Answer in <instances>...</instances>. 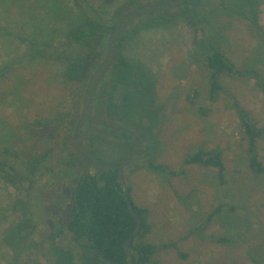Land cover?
Listing matches in <instances>:
<instances>
[{
  "label": "rangeland",
  "instance_id": "1",
  "mask_svg": "<svg viewBox=\"0 0 264 264\" xmlns=\"http://www.w3.org/2000/svg\"><path fill=\"white\" fill-rule=\"evenodd\" d=\"M50 1L0 0V70L23 52L14 36L37 37L56 46L58 38L52 35H65L85 20L72 0H53L66 12L60 16L64 21L48 23L53 18L47 12ZM86 1L107 28V41L112 27L129 11L169 0ZM190 7H194L195 26L189 24V8L180 7L156 14L173 13L163 23L147 26L142 17L124 31L123 35L128 33L117 53L118 66L100 85L93 116L138 138L137 152L125 167L123 180L134 205L147 211L149 232L135 244L157 247L154 264H264V173L255 175L249 169L244 129L232 109L237 103L260 131L256 148L264 168V94L256 86L255 75L225 74L219 78L221 90L212 102L204 67L206 46L211 44L234 68L256 72L264 81V0H194ZM62 71L64 65L50 63L24 67L0 82V161L20 165L5 149L40 155L50 147L56 156L52 168L34 180L25 206H14L15 190L0 179V264H50L53 249L46 238L73 207L72 191L83 173L73 135L66 142L64 134L51 131L49 145L45 138L51 125L32 128L36 119L49 120L57 111L73 110L68 85L82 77V69L74 70L68 84L47 82ZM88 80L84 79L82 95ZM63 100L61 108L57 104ZM6 132L13 137L3 136ZM80 141L92 177L117 170L133 149L132 141L117 131L86 123ZM215 149L222 151L223 184L214 168L183 167L186 158L200 150ZM148 163L165 171L154 172ZM25 222L22 256L16 261L4 237L16 223ZM70 237L65 232L55 245L72 252L75 264H82L93 251L84 255Z\"/></svg>",
  "mask_w": 264,
  "mask_h": 264
},
{
  "label": "trees",
  "instance_id": "2",
  "mask_svg": "<svg viewBox=\"0 0 264 264\" xmlns=\"http://www.w3.org/2000/svg\"><path fill=\"white\" fill-rule=\"evenodd\" d=\"M193 1L194 0H189L181 6L183 8L191 9L187 10V16L191 26H195L193 22L195 13L194 7H190ZM72 4L73 7L85 17V20L80 25L78 24L72 27L65 35H60L59 33L52 35L53 38H58L57 40L59 43L56 46L52 43L42 42L38 40L37 37L33 40H29L27 38L14 36L21 45L23 52L20 54V57L2 67L0 70V82H2L6 76L15 72L19 68L39 66L41 64L49 63L53 65H64V71L54 74L56 79H51L52 76H49L47 82L49 84H68L74 70H77L78 72V70L82 69V77H78L74 84L70 83L68 85V88L70 89V94L68 96L71 97V103L74 106L73 110L70 113L57 111L52 114V117L49 120L36 119L32 124V128L42 127L45 129L51 125L49 131L47 130V137L45 138L49 145L53 141V134L51 131H53L54 134L56 133V135L64 134V141L66 142L73 135L81 111L79 102L82 96V88L85 84L84 79L90 77L91 73L100 63L101 56L104 53L106 41L105 34L108 31L102 23L100 16L91 8L86 0H72ZM47 6V12L50 14L48 16L53 17L51 20L47 19L48 23H59L64 21L60 16L65 14V7H59L53 0L50 1ZM179 8L174 11H179ZM172 14L173 13L169 16L161 17L150 15L144 17V19L147 26H153L163 23L165 20H169ZM255 31L260 35L258 29H255ZM34 32L36 33V31ZM127 33L128 32L120 38L119 51L121 48V42L124 40ZM206 47L207 50L204 57V67L209 73L210 101L216 102L217 94L221 90L219 78L225 74L232 76L243 74L247 76L255 75L256 86L264 94V81L260 79L258 73L237 70L230 64L228 59H226L225 55L218 48L211 44H207ZM118 54L109 73L118 66ZM129 75L131 77L135 76L133 73H130ZM80 78H83V80ZM64 101L65 100L57 105L61 108L64 107ZM232 109L238 115L240 125L244 129V135L247 141L246 155L249 169L255 175L263 174L264 168L258 160L256 148V142L260 131L251 122L249 117H247L246 112L239 108L237 103L232 104ZM86 124L92 126V124L88 122ZM8 132L3 133L2 135L12 138L13 136L9 137ZM10 132L13 135V132ZM4 151L7 155L16 158L20 165L13 166L11 163L0 161V179L5 185H8L15 190L17 199L14 206H25L28 203L29 191L35 182L34 180L38 177V174H40L41 171L44 172L52 168L56 156L53 155L50 147L44 149L40 155H26L23 152L13 153L9 149H5ZM61 161L62 156L59 157L56 162L61 164ZM190 165L216 169L219 182H223L224 166L221 150H200L194 155L186 158L183 163V167ZM21 166H23V171L25 173L22 171ZM148 168L154 172L162 173L165 171V167L155 166L151 163H148ZM26 175L29 176L28 179ZM78 185L79 182L72 191L71 197L73 207L65 216L57 220V224L51 235L46 238V242L49 243L51 249H53V258L50 264H75V258L72 252H65L55 245V241L62 238L65 232L70 234V242L73 246L80 252L82 251L84 255L85 253H88L87 251H93L92 256L87 257L88 255H86L81 260L83 262L82 264H108L106 260H110L117 264H126V257L123 253L122 245L127 239L132 237L134 221L127 210L125 199L130 201L133 210L142 217L141 232L131 240V246L140 256L138 264H154L152 258L157 252V247L153 244L142 242L135 244L136 240L142 239L144 235L149 232L150 227L146 223L147 211L141 210L134 205L131 200V191L129 188L126 189L125 196L121 194V189L116 182V170L111 169L100 171L96 177H92L91 183L85 181L79 189ZM76 190L75 202L73 195ZM77 208H80L79 213ZM86 209L89 210V224L85 219ZM219 210L220 209H218L217 212ZM25 221L27 222L28 220L26 219ZM26 222L16 223L4 237V243H6V246L12 252L13 258L16 261L20 260L22 256L23 234L28 228V224L26 228ZM92 242L95 244V249L104 255V259L96 253L95 249L92 247Z\"/></svg>",
  "mask_w": 264,
  "mask_h": 264
},
{
  "label": "water",
  "instance_id": "3",
  "mask_svg": "<svg viewBox=\"0 0 264 264\" xmlns=\"http://www.w3.org/2000/svg\"><path fill=\"white\" fill-rule=\"evenodd\" d=\"M188 1L189 0H169V1L162 2V3L147 4V5L139 6L129 11L128 13H126L112 27L108 35L107 41H106L104 55L100 63L91 73L89 80L86 84V87H85V90H84V93L81 99L80 116L76 123L74 133H73V139H72L73 148L75 150L76 155L78 156V158L83 164V173H82V177L79 182V185H78V189L84 184L85 181H87L88 183L92 182V176L90 175L91 166H90L87 155L82 149L81 142H80L81 130L84 124L88 122L94 126H100V127H105V128L115 130L122 136L132 141L133 143L132 151L120 163V165L118 166L116 170V182L121 189V194L125 196L127 187L123 180L124 169L130 163V161L136 154L138 146H139V141H138V138L135 136V134L132 133L131 131L124 129L123 127L117 124L109 123V122L94 118L93 103H94L95 95L98 91L99 86L105 80L110 69L112 68L113 64L116 61V57H117V53L119 49V41L124 31L128 29V27H130L135 21H137L138 19L142 17L156 15V14L169 13L183 6ZM76 192L77 190L74 192V195H73V199L75 202H76ZM125 201L127 204V210L131 218L134 221V229L132 232V237L127 239L123 243L122 250L127 259V264H132V262L133 264H138L140 256L137 253V251L131 246V240L133 237H135L141 232L142 217L133 210L131 203L128 199H125ZM92 246L94 247L95 244L92 243ZM95 251L99 256H101L104 259V255L100 251H98L97 249H95ZM106 262L108 264H117V263L111 262L110 260H106Z\"/></svg>",
  "mask_w": 264,
  "mask_h": 264
},
{
  "label": "flooded vegetation",
  "instance_id": "4",
  "mask_svg": "<svg viewBox=\"0 0 264 264\" xmlns=\"http://www.w3.org/2000/svg\"><path fill=\"white\" fill-rule=\"evenodd\" d=\"M77 210H78V213H79V211H80V208H77ZM87 210V209H86ZM85 210V219L87 220V223L89 224V210H87L86 211ZM80 218H81V216H80ZM93 243V242H92ZM93 247V246H92ZM94 249H95V246L93 247ZM126 264H127V259H126ZM132 264H133V262H132Z\"/></svg>",
  "mask_w": 264,
  "mask_h": 264
}]
</instances>
